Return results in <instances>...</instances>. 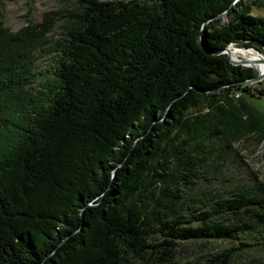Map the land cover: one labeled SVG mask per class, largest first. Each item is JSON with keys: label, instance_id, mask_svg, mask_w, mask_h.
<instances>
[{"label": "trees", "instance_id": "16d2710c", "mask_svg": "<svg viewBox=\"0 0 264 264\" xmlns=\"http://www.w3.org/2000/svg\"><path fill=\"white\" fill-rule=\"evenodd\" d=\"M76 1L48 100L28 77L63 13L16 31L0 15V264H172L181 241L264 228L258 176L205 210L181 206L221 142L264 139L238 83L257 72L219 53L240 43L264 54L252 10L264 0ZM233 214L243 219L218 221ZM156 226L164 239L152 245ZM235 251L182 264H232Z\"/></svg>", "mask_w": 264, "mask_h": 264}, {"label": "rangeland", "instance_id": "374dc122", "mask_svg": "<svg viewBox=\"0 0 264 264\" xmlns=\"http://www.w3.org/2000/svg\"><path fill=\"white\" fill-rule=\"evenodd\" d=\"M116 1V0H105ZM130 1V0H119ZM137 2H153L155 0H132ZM264 3V2H263ZM79 9L76 0H0V15L5 27L12 31L20 29L26 22H39L42 20L44 13L62 12V17L56 20L54 31L48 35L49 42L47 46L35 53L36 62L32 69L30 80V92L37 97L45 100L49 99L47 86L55 83L54 63L59 58V42L63 40L66 30L65 19L68 12ZM253 12L256 15L264 17V6H253ZM229 49L231 58L242 60L241 54L247 53L243 49V44L239 46L232 45ZM239 47L240 50L236 48ZM257 53V51H254ZM252 55V54H251ZM259 55L256 56V58ZM254 72H259L253 67ZM242 87H248V90H241L243 99H249L253 107L264 117V78L259 82L244 84ZM235 97L240 96L238 90H235ZM246 97V98H245ZM194 112L195 109H191ZM254 176H258L259 181L264 183V139L262 143L250 136L233 142L231 147L221 142L216 150L208 157L205 164L198 168L193 190L190 191L184 203V214H191L197 209L205 210L210 204V198H230L233 193H238L243 189L251 186ZM254 182V181H253ZM187 195V191L185 192ZM243 219L240 215H229L220 222L230 223L232 221ZM157 227L150 230L147 238L148 243L156 244L164 238L157 232ZM246 245V246H245ZM236 249L232 256V264H264V228L249 234H240L237 239H223L205 241H181L176 248V256L172 264H182L185 261H204L211 255L220 253L224 249ZM149 252L152 250H148ZM127 264H160L152 255L147 256L145 261L139 258H133L131 255L126 257Z\"/></svg>", "mask_w": 264, "mask_h": 264}, {"label": "water", "instance_id": "95a60500", "mask_svg": "<svg viewBox=\"0 0 264 264\" xmlns=\"http://www.w3.org/2000/svg\"><path fill=\"white\" fill-rule=\"evenodd\" d=\"M226 13H227V11L223 12L222 14L216 15L215 17L213 16V18H224ZM201 33H203V29L202 28H201ZM232 45L236 46V44H233V43L230 44L229 46H232ZM229 46L225 47V49L223 51L219 52V53H224V54L226 53V55L229 58V61H230V63L232 65H236L237 66L239 64L240 66H243V67H251V68L253 67V65L251 66V65L247 64V62L245 60H243V59L241 61L240 60L237 61V60L232 59L230 57V55H229V52H228ZM243 49L247 50L248 48H243ZM249 49H252V48H249ZM258 53L261 55V58H263L262 60L264 62V54H261L260 52H258ZM263 78H264V74L260 73V72H257L256 77H254V78L252 77L250 80H246V81H242V82H238V83L239 84H251V83H254V82H259Z\"/></svg>", "mask_w": 264, "mask_h": 264}, {"label": "bare ground", "instance_id": "6f19581e", "mask_svg": "<svg viewBox=\"0 0 264 264\" xmlns=\"http://www.w3.org/2000/svg\"><path fill=\"white\" fill-rule=\"evenodd\" d=\"M230 48H232V47L229 46L228 52H229V49ZM236 49L237 50H240L239 47H237ZM245 51H247V53H251L252 55L251 54L248 55L246 53H243V54H241V58L243 60H245L247 62V64H249L251 66L253 65V67L256 70H258L260 73H263L264 74V62L262 60L263 58H261V55L258 52L255 53L254 52L255 50L247 49ZM229 55H230V52H229ZM257 55H259V56L256 58ZM230 57H231V55H230ZM234 59H237V58H234Z\"/></svg>", "mask_w": 264, "mask_h": 264}]
</instances>
